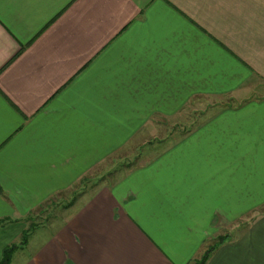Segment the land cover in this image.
<instances>
[{"label":"crops","instance_id":"crops-1","mask_svg":"<svg viewBox=\"0 0 264 264\" xmlns=\"http://www.w3.org/2000/svg\"><path fill=\"white\" fill-rule=\"evenodd\" d=\"M124 158L17 264H264V0H0V259Z\"/></svg>","mask_w":264,"mask_h":264},{"label":"rangeland","instance_id":"rangeland-1","mask_svg":"<svg viewBox=\"0 0 264 264\" xmlns=\"http://www.w3.org/2000/svg\"><path fill=\"white\" fill-rule=\"evenodd\" d=\"M129 161L130 159H125V158L123 160L120 159L109 160L108 162L109 166L107 167L106 174L104 175L94 174L87 177L85 176V178H83L80 183L76 184V186L73 188L72 191L62 192L57 196H54L51 200H48L43 204H41L40 206H38L31 214L28 215L27 226L33 225V227H35L34 233H36L35 235L36 237L33 235L34 237L31 240V242L29 243L30 239L28 241L29 249L34 248L39 243L38 239L40 236H41L40 238L42 239V236H45L47 234L48 231L46 227L48 228L52 225V227L54 228V226H56L64 218L66 212L68 211V206L70 205L69 203L76 200L77 197L82 193V191L85 188H87L88 186H92L100 178H104V177L109 178L110 174L116 168L120 167V165L121 166L124 165ZM245 221L247 220L240 221L241 227L247 223ZM225 231L226 230H224L219 235H224ZM219 235H215L214 238L208 239L207 245L214 242ZM27 244L24 246V248L27 246ZM25 253L26 251L22 250L21 247L18 248L17 251L15 252L14 255L15 259L13 260L12 264H17L20 261V258L23 257Z\"/></svg>","mask_w":264,"mask_h":264},{"label":"trees","instance_id":"trees-1","mask_svg":"<svg viewBox=\"0 0 264 264\" xmlns=\"http://www.w3.org/2000/svg\"><path fill=\"white\" fill-rule=\"evenodd\" d=\"M74 200V199H73ZM28 219V217H27ZM3 220L0 219V222H2ZM35 230V227L32 226H27L22 234L21 237L18 241L12 242L10 244H7L4 248H3V252H2V257L0 259V264H11L12 262V258L14 255V252L18 249V248H22L24 247L30 237L32 236L33 232ZM226 238V234L224 235H219L216 240L210 244H208L206 246V249L204 250V252L201 254L200 257L196 258L192 264H205L207 259L209 258V256L211 255V253L213 252V250L221 243L224 241V239Z\"/></svg>","mask_w":264,"mask_h":264}]
</instances>
